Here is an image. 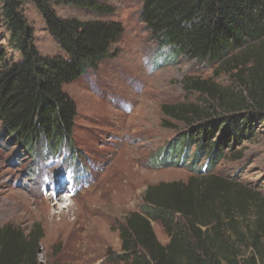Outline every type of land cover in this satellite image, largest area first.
Masks as SVG:
<instances>
[{
	"label": "trees",
	"instance_id": "16d2710c",
	"mask_svg": "<svg viewBox=\"0 0 264 264\" xmlns=\"http://www.w3.org/2000/svg\"><path fill=\"white\" fill-rule=\"evenodd\" d=\"M109 1L0 0L8 45L0 49L2 137L32 153L44 150L56 155L64 148L73 153L78 112L64 87L109 58L124 27L116 21L61 18L56 7L108 16L114 13ZM27 4L38 9L62 55L39 53L34 29L25 16ZM141 20L159 50L169 49L173 57L220 65L236 61L234 54L245 51L239 66L247 67L252 61L253 65L248 68V95L236 98L228 114H207V119L196 121L192 117H199L198 109L166 112L191 130L182 138L185 152L174 162L191 161L194 175L187 182L147 188L139 211L129 213L119 228L121 251L112 260L117 264H264L263 194L214 173L227 151L235 154L236 147L254 139L256 126L264 123V0H143ZM255 44L260 49L250 48ZM245 71L241 68L236 74L242 81ZM195 87L206 94L216 90L208 82ZM191 147H196V153L188 156ZM202 157L207 165L199 168ZM161 160L158 163L164 164L167 158ZM153 223L163 227L167 245L159 241ZM43 239L40 226L29 233L13 225L0 228V264H41Z\"/></svg>",
	"mask_w": 264,
	"mask_h": 264
},
{
	"label": "rangeland",
	"instance_id": "374dc122",
	"mask_svg": "<svg viewBox=\"0 0 264 264\" xmlns=\"http://www.w3.org/2000/svg\"><path fill=\"white\" fill-rule=\"evenodd\" d=\"M108 3L114 8L108 16L56 7L61 18L116 21L124 27L111 56L64 87L78 112L73 153L68 148L56 155L32 153L2 137L0 129V228L13 225L29 233L40 226L41 264H117L112 255L121 251L119 228L129 213L139 211L147 188L187 182L194 175L191 161L174 162L185 152L182 138L191 130L166 112L188 107L198 109L199 117L192 120L207 119V114L219 117L229 113L236 98L248 95L253 61L247 67L238 64L245 51L234 54L236 61L220 65L173 57L169 49L159 50L142 22L143 0ZM25 16L39 53L62 55L38 9L27 4ZM6 40L0 16V49L8 47ZM241 68L246 70L243 81L236 76ZM199 82L216 90L201 93L195 87ZM255 134L237 146L235 154L228 150L214 173L264 196V123L256 126ZM195 153L196 147H191L188 156ZM237 155L241 159L234 160ZM163 156L167 161L159 164ZM202 158L199 168L207 165ZM153 227L167 245L163 227L159 223Z\"/></svg>",
	"mask_w": 264,
	"mask_h": 264
}]
</instances>
